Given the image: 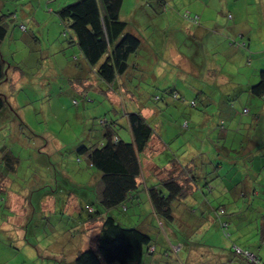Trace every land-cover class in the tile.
<instances>
[{
  "label": "rangeland",
  "instance_id": "1",
  "mask_svg": "<svg viewBox=\"0 0 264 264\" xmlns=\"http://www.w3.org/2000/svg\"><path fill=\"white\" fill-rule=\"evenodd\" d=\"M75 1L0 0V14L9 23L0 46L7 68L0 92L9 100V111L0 117V154L10 151L20 159L9 183L11 190L15 185L23 188L13 193L16 201L11 210L3 205L7 196H0V264H75L78 251L85 248V238L76 225L87 217L86 204L97 206L91 177L96 170L88 167L85 157L78 160L77 149L99 140L101 120L115 117L114 109L122 124L125 109H136L134 101L145 110L155 134L166 143L165 151L155 153L157 164L174 162V154L187 161L189 155L203 151L213 164L224 162L221 171L230 174L239 170L236 164L242 161L235 164L224 151H218L224 140L220 138L223 127L229 131L226 143L232 146L242 136H256L262 126L254 124L252 130L244 125L264 115V100L248 90L264 69V0H124L122 19L143 42L121 79L129 93L117 91L120 104L58 16L63 6ZM197 3L207 7L214 22L201 17L195 24L185 18L187 12L195 14L197 6L192 5ZM83 86L88 87L89 98ZM174 91L181 98H173ZM120 132L128 134L125 127ZM153 142L160 147L157 140ZM203 170L202 183L211 180L214 190H199L200 205L190 211L186 206L178 208L181 223L192 221L189 232L166 221L161 227L144 192L140 203L130 201L127 210H113L124 225L147 228L153 236L156 253L146 255L145 264H182L179 257L185 258L187 250L179 257L167 254L170 240L174 241V226L176 239L193 248L192 264H241L231 253L234 241L264 254L259 242L264 184L258 181L264 180V169L259 175L244 177L259 190L253 204H245V196L233 202L241 187L236 173L231 174L236 180L222 194L213 168L208 165V171ZM221 206L226 213L219 216ZM7 211L12 214L7 216ZM222 219L231 223L229 238L220 227Z\"/></svg>",
  "mask_w": 264,
  "mask_h": 264
},
{
  "label": "trees",
  "instance_id": "2",
  "mask_svg": "<svg viewBox=\"0 0 264 264\" xmlns=\"http://www.w3.org/2000/svg\"><path fill=\"white\" fill-rule=\"evenodd\" d=\"M123 2L124 0H77L63 6L57 12L59 18L73 32L75 36L73 42L78 46L87 63L96 68L97 75L108 86L107 91L114 92L117 96H119L117 91L123 93L124 90L129 93L125 88L126 81L121 79L130 70V57L139 51L143 42L139 35L128 30V22L122 19ZM185 18L197 24L200 23L201 16L198 13L187 12ZM8 27V21L3 14H0V46L7 36ZM21 27L26 29L25 25ZM6 69V61L0 51V84L7 79ZM257 79L256 83L248 85V90L252 95L264 100V69L259 71ZM87 86L81 89L84 96L89 98ZM226 92H229V89L223 91L225 95ZM171 93L173 98H181L178 92ZM119 98L121 99L120 96ZM121 101L116 102L120 104ZM134 102L135 110L130 111L126 108L127 110L124 111L123 116L126 118L124 124L121 123L118 111L114 109L115 117L101 120L102 131L99 140L91 144H82L77 149L78 160L81 161L82 156L85 157L88 167L96 170L91 177L95 181L97 206L86 204L84 209L87 217L80 218L76 225L85 238V248L78 251L75 264H145V256L156 253L153 236L147 228L124 225L112 214L113 210L118 207L127 210V203L130 201L140 203L141 192H144L161 227L165 226L164 221H166L174 223L176 227L180 225L181 230L188 229L189 232L190 227L187 226L192 221L181 223L178 218H182L183 215L178 208L186 206L190 211V208L200 205L197 200L199 190H203L204 193L214 190L211 180H207L205 184L201 181L204 176L203 168L208 171V165L214 163L209 153L200 151L193 156L189 155L191 158L183 162L174 154V162L168 160L162 166L157 164L155 153L165 151L166 143L164 142L159 151L154 149L153 141L160 137L155 134L152 123L143 113L144 109H139L138 103ZM8 104L7 96L0 92V117L9 111ZM242 112L246 113L247 109L244 108ZM122 127L127 129L128 134L120 132ZM223 128V131L226 130L225 127ZM223 134L225 135L224 132ZM19 160L17 155L10 151L0 154V196L2 194L7 196L8 201L3 205L9 210L12 208L8 204L10 201L8 188L11 185L9 180L12 182L10 175L17 172ZM219 163L216 162L214 165L219 167ZM160 171L162 174H158ZM259 174L260 171L257 172V175ZM214 176L217 177L216 174ZM244 177L237 183L238 186L241 184L242 191L240 190V196L233 202H239L240 197L245 196L244 203L250 204L255 198L253 195H258L259 190L254 185L251 193L245 188L243 190L246 181ZM258 181L264 184V180ZM59 187L60 184L57 185V188ZM12 188L17 192L23 189L16 185ZM218 213L219 216L225 214V208L221 206ZM11 214V211H7L6 215ZM187 214H189L188 218L192 217L190 212ZM0 215H3V212H0ZM230 225L228 220L220 221V227L227 238L231 235ZM175 226L174 230L171 229L174 233V241L170 240L167 254L171 253L179 257L182 251L187 250L188 255L185 254V258L179 257L180 261L182 260V264H192L193 262L189 261L194 257L191 253L193 248L176 239ZM259 233V242L264 245V215ZM230 249L233 257L241 260V264H264V257L252 251L246 244H238L234 241ZM251 255L253 256L250 257Z\"/></svg>",
  "mask_w": 264,
  "mask_h": 264
},
{
  "label": "crops",
  "instance_id": "3",
  "mask_svg": "<svg viewBox=\"0 0 264 264\" xmlns=\"http://www.w3.org/2000/svg\"><path fill=\"white\" fill-rule=\"evenodd\" d=\"M199 4L200 3L192 5L193 7L197 6L196 7L197 9L195 8L196 9L195 13L200 14V16L202 18L208 17L206 19V22H208V23L214 22L215 19L211 18L209 16V14L207 13V7L203 6L202 8H200L202 5H199ZM178 53L179 52H174V55H176V57L178 56V58H180L181 54H178ZM221 71H222V69H220L219 72H221ZM252 82H253V79H252ZM209 98H212V97H209ZM114 100L119 101L120 99H119V97L115 96ZM210 102L211 101L209 100V103ZM143 111H145V110H143ZM254 120H257V121L255 123H249V124H246L244 126L247 129L253 130L254 124L257 125V124L261 123L262 126H260L259 131L256 130V133H255L256 136H254V137L253 136H242L241 139H239V140H236V139L233 140L232 141L233 145L230 147L226 143V141L228 139V132L229 131L225 130L224 131L225 135L223 134L220 137L224 140H222L221 144H219L218 151L219 152L224 151L226 155H229L230 159H234L235 164H236V162L239 163V160L242 161L241 164H236L237 168L240 167L239 170L236 168L238 171L231 173L232 175H234L236 173L235 176L238 175V177L240 178V181L243 179L242 177H244V175H246L247 177L255 176V174H257V172L262 171L264 169V168H262V165H264V115L258 114V116L256 118H254ZM239 126H241V125H239ZM240 128H238V129H240ZM252 134H254V133H252ZM157 141L160 144V147L157 148L154 145V142H153V147H154V149H157L159 151V149L164 145V141L161 139H157ZM231 154H234V155H231ZM151 158H152V156H151ZM259 161H262V162H259ZM219 162H218L220 164L219 167L217 165H214L213 163L210 164V167L215 170L214 174H216L218 177L216 186L219 187V189H220L219 192H221L222 194H225L226 190H227L226 187H228V185H230V184H233L232 182H234L236 180V178H233V176L230 173L225 172V170L221 171V169L224 167L225 164L222 161H219ZM243 167H244V169H243ZM246 183L247 184H245L246 185L245 189H247V191H249L251 193V190L253 187L252 180L247 179ZM8 189L11 192V193H9L10 194V196H9L10 201L8 202V204L11 207H13L12 205H13L14 201H16V196L13 198L12 195H13V193L17 192V190H15L13 188L11 190L10 187ZM240 190L242 191L241 187H240ZM254 196H257V195H254ZM237 197L238 196H236V198ZM16 206H18V204ZM260 254H261V252H260ZM263 255L264 254H262V256Z\"/></svg>",
  "mask_w": 264,
  "mask_h": 264
},
{
  "label": "built area",
  "instance_id": "4",
  "mask_svg": "<svg viewBox=\"0 0 264 264\" xmlns=\"http://www.w3.org/2000/svg\"><path fill=\"white\" fill-rule=\"evenodd\" d=\"M253 255H251L250 257H252Z\"/></svg>",
  "mask_w": 264,
  "mask_h": 264
}]
</instances>
